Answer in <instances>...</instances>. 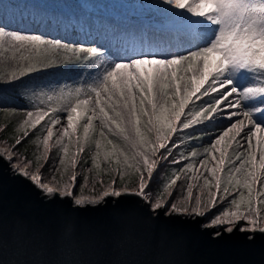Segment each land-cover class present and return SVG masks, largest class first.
<instances>
[{"label":"snow or ice","instance_id":"6c2138e0","mask_svg":"<svg viewBox=\"0 0 264 264\" xmlns=\"http://www.w3.org/2000/svg\"><path fill=\"white\" fill-rule=\"evenodd\" d=\"M157 7L175 30L190 37L181 52L131 48L110 59L109 49L102 46L73 47L41 34L9 30L0 19V54L6 45L14 58L27 49L32 57L20 59L34 58L46 68L54 62L50 54L60 51L64 60L71 53L86 69H97L89 83L74 89V103L50 108L51 115L39 106L35 113L26 112L21 129H36L45 121V163L52 159L49 125H61L66 119L56 140L64 170L76 168L87 143L89 151L95 148L93 168L99 170L103 159L108 174L115 175L95 195L85 196L83 187L74 195L75 172L73 183L54 187V176L43 182L39 159L35 172L31 161L15 152L0 153V159L47 198H71L74 207H94L107 197L133 194L154 215L203 218L201 227L213 229L214 239L238 231L254 240L257 234L264 235V135H260L264 134V0H159ZM33 70L31 64L21 66L11 78H17V71L24 76ZM28 135L24 131V137ZM73 136L76 152L68 159ZM205 137L209 142L200 144ZM186 138L200 146L187 155L174 153ZM169 156L172 164H184L161 189L154 169ZM14 157L20 162L13 163ZM113 162L119 167L112 168ZM84 180L87 183V175ZM117 181L123 186L115 187ZM177 188L181 193L186 188L187 195H173Z\"/></svg>","mask_w":264,"mask_h":264},{"label":"water","instance_id":"95a60500","mask_svg":"<svg viewBox=\"0 0 264 264\" xmlns=\"http://www.w3.org/2000/svg\"><path fill=\"white\" fill-rule=\"evenodd\" d=\"M203 223L154 215L133 194L74 207L71 198H47L0 159V264H264V235L214 239Z\"/></svg>","mask_w":264,"mask_h":264},{"label":"bare ground","instance_id":"6f19581e","mask_svg":"<svg viewBox=\"0 0 264 264\" xmlns=\"http://www.w3.org/2000/svg\"><path fill=\"white\" fill-rule=\"evenodd\" d=\"M145 1L139 0L142 7H127L125 2L109 0H11L5 1L9 7L0 11V19L13 31L32 30L79 44L99 43L110 47L114 58L115 53L131 48L164 53L183 50L190 37L175 30L161 12L153 17ZM153 3L157 6L159 0ZM0 153L7 152L0 147Z\"/></svg>","mask_w":264,"mask_h":264},{"label":"rangeland","instance_id":"374dc122","mask_svg":"<svg viewBox=\"0 0 264 264\" xmlns=\"http://www.w3.org/2000/svg\"><path fill=\"white\" fill-rule=\"evenodd\" d=\"M0 11L5 12V10L9 7V3L5 2V1H11V0H0ZM111 2L114 1H118L121 2L119 0H109ZM127 7H142V4L138 3L137 0L135 2H133L131 5L126 3ZM144 6H150L153 10L148 11V12H155L157 14H159L161 11L160 9L155 5V3L153 2H144ZM153 6V7H152ZM5 19V18H4ZM24 33H35V34H41L45 37H47L45 34H42L40 32L37 31H25ZM49 38V37H47ZM64 44H69L72 45L73 47H84V48H88L91 46H100L99 43H96L94 45L91 44H79L76 41H72V42H66V41H61ZM107 49H109L110 52V59H115L111 54V50L110 48L107 47ZM182 50H180L179 52H181ZM21 55L23 56H27V57H32V53H30L27 49H21L20 52H16L15 53V58L13 57V50L9 49L8 46H5V50L3 51V54H0V116L2 118V120H9L14 124L15 129H19L21 128V123L23 121V119L26 116V112L28 111L27 109H25L23 107V105L21 104H17V105H12L10 103H8L9 99L11 100H16V96L18 95H23V96H27V95H34L36 97H41L42 93L48 94L52 96V100L50 102V107H54V106H58V109L61 106H66L69 103H74V99H72L69 102H66L63 99H61L62 104H57L60 101V97H58L59 100H54L56 99L57 95H59L60 90L63 89V86H67V82L72 83L75 80H78L79 78H84L81 80V84L85 85L88 83L87 81V77L86 76V71L88 70V68L86 69L84 65L79 64L78 62L75 61V58L72 56L71 53H67V56L69 57L68 60H64L63 57L65 56L64 52H56L53 54H50L54 57V62L50 63L48 67L46 68H41L40 65L38 63L35 62L34 58L31 59H20ZM33 66V71L30 73H27L24 76H19V72H16V77L15 79L11 78V74L13 72L14 69H19L21 66H29V65ZM90 72L89 75H92L95 73V71L97 69L93 68H89ZM88 70V71H89ZM70 85V84H69ZM8 93H13V96H9ZM45 111H49L50 107L48 106V104L43 103L41 104V106ZM34 113L37 110H31ZM98 122V121H97ZM66 126V119L64 120L63 124L58 125L57 127H55V137H59V135L62 133L63 127ZM142 131H144L143 127L141 129ZM97 138H99L98 136V131H97ZM260 135H264V134H260ZM109 138H112L111 136ZM52 139V138H51ZM50 139V140H51ZM76 137L73 136V140L75 142ZM239 139V138H238ZM49 140V142H50ZM209 142L208 138L206 137L203 141L202 144H207ZM253 144L255 145V137L253 138ZM200 145L196 144L193 148L195 147H199ZM5 150L8 152H10V150L8 148L5 147ZM93 150L91 152V158L94 154ZM229 151L231 152V148L229 149ZM76 149H73L72 151L69 150V157L68 159H71V155L72 153H75ZM80 155V153L78 154V156ZM159 155V154H158ZM218 155V154H217ZM62 156V155H61ZM78 161V159H77ZM59 165H61L59 163ZM164 165V162L160 163V166L158 169H154V173L155 175V179H156V183L159 180V178L161 177L162 181L160 182V186L161 189L162 187L170 181V179L172 178H168V175L166 174V171H162L161 172V167ZM55 167H57V165H55ZM108 163L103 161V159H101V171L103 173L102 177H100L101 179H96L95 177V172L93 171V166L90 165L89 167L86 168V175L88 177V181L87 183H85V180H81V184H79V178H80V171L77 168H72V167H68L67 171H64V173H62L61 175H59L57 178H55V182L53 183L54 187H60L63 184H68V183H73L72 181V174L73 172H75L76 174V181L74 182V186H78V191L76 195L81 194V187H83V194L85 192V189H88V191L91 190V192H96L98 191V187L101 186V188H106L107 185L109 183L112 182L113 178H110L108 181L101 183L103 178L108 177V175H106L108 173ZM53 173V172H52ZM52 180V179H51ZM50 180V181H51ZM105 180V179H104ZM116 187V185H114ZM85 188V189H84ZM86 195V194H84ZM186 196L187 192H183L180 193L179 196ZM213 212H215V208L212 210Z\"/></svg>","mask_w":264,"mask_h":264},{"label":"trees","instance_id":"16d2710c","mask_svg":"<svg viewBox=\"0 0 264 264\" xmlns=\"http://www.w3.org/2000/svg\"><path fill=\"white\" fill-rule=\"evenodd\" d=\"M90 82V79H89ZM81 83H79L78 85H70L67 86L64 90H63V98L66 102L71 101L72 99H74L75 97V92L74 89L77 87H80ZM9 96H11L9 94ZM13 96V95H12ZM50 95L42 93L41 97H35L34 95H27V96H23V95H18L16 96V100H11L9 99V103L14 105L17 104H21L23 105V107L27 110H36L37 107L36 106H41V104L46 103L48 104V106L50 107V100L48 99ZM58 104H62V101H59ZM50 108H57L58 106H54V107H50ZM49 115H51V112L49 111ZM48 117H45V120H47ZM84 121H82L81 123H83ZM45 121H41L40 125H37L36 129H28L27 127L21 129H15L14 124L9 121V120H2L1 116H0V145L3 146H8L9 148H11V150L13 152H15L19 157H26L27 161H31V169L32 171H35L36 168L38 167V159H39V165H43V168L41 169L40 174L44 177L43 181L49 182L53 176L55 178H57L59 175H61L62 173H64V166L63 165H59V159L60 156L63 155L62 151H59V145H56V140L57 137H55V127L57 126H51L50 127L53 128V137L49 142V155L52 157L51 160H49L47 163H45V159H44V146L42 143L43 140V135L46 134V131H44V126ZM98 125V122L95 121L94 122V127ZM200 127V126H197ZM28 131L29 135L27 137H24V131ZM97 133V132H96ZM95 133L96 137L97 134ZM78 134L82 135V128L78 129ZM195 135V134H194ZM18 138H22L21 143L19 145H16V140ZM206 138V137H205ZM74 141V140H73ZM204 141V140H203ZM200 142V144L203 143ZM64 143H67V138H65ZM197 143L190 141L186 138L185 141V145L181 148L174 149V153L178 152H184L186 155L188 152H190L192 150V148L196 145ZM73 149H76L75 147V143H73V145L69 146V150L72 151ZM95 150L94 146L92 147L91 151H89V148L87 146H85V151L80 153V155L78 156V161H77V166L76 168L80 171V178H79V184H81V180L84 179L85 175H86V168L89 167L91 164V152ZM59 152V154H58ZM16 159V158H15ZM173 157L169 156L167 160L163 161L164 165L161 167V172L162 171H166V174L168 175V178L170 179L171 177L174 176L175 172L178 171V169L180 167H183L184 161H181L179 165H175L172 164ZM17 163L20 162L19 160H17ZM55 165H57V167H55ZM112 168H118L119 166L113 162L111 164ZM93 171L95 172V177L96 179H101L100 177H102L103 173L101 171V168L99 170L93 169ZM53 172V173H52ZM108 175V177L103 178L102 183L108 181L110 178H113V175H115V173H113L112 175H109L108 173L106 174ZM105 179V180H104ZM136 176L135 174L132 175L131 180H135ZM162 181L161 177L159 178V180L157 181V186L161 188L160 186V182ZM126 183H130V181H126ZM182 181H178L177 184H181ZM123 185L117 181L116 183V187H122ZM136 185H132V187H135ZM75 191H78V187L76 188ZM101 191V186L98 187V191L91 193L88 192L87 189H85L84 194L86 195H95L96 193H99ZM172 191V190H170ZM194 194L197 192L196 189L193 190ZM183 192H187L186 188L184 189ZM180 191L177 188L174 192L173 195L178 196L180 195ZM77 194V192H76Z\"/></svg>","mask_w":264,"mask_h":264}]
</instances>
